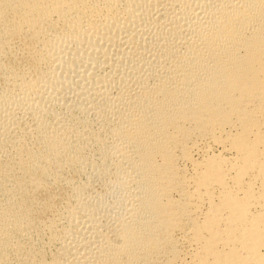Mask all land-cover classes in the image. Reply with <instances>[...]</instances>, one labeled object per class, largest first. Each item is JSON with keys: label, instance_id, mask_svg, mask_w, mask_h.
Segmentation results:
<instances>
[{"label": "bare ground", "instance_id": "obj_1", "mask_svg": "<svg viewBox=\"0 0 264 264\" xmlns=\"http://www.w3.org/2000/svg\"><path fill=\"white\" fill-rule=\"evenodd\" d=\"M0 264H264V0H0Z\"/></svg>", "mask_w": 264, "mask_h": 264}]
</instances>
